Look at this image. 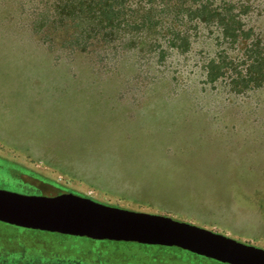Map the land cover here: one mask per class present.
<instances>
[{
    "label": "rangeland",
    "instance_id": "1",
    "mask_svg": "<svg viewBox=\"0 0 264 264\" xmlns=\"http://www.w3.org/2000/svg\"><path fill=\"white\" fill-rule=\"evenodd\" d=\"M263 59L264 0H0V190L264 249ZM0 264L223 263L0 222Z\"/></svg>",
    "mask_w": 264,
    "mask_h": 264
},
{
    "label": "water",
    "instance_id": "2",
    "mask_svg": "<svg viewBox=\"0 0 264 264\" xmlns=\"http://www.w3.org/2000/svg\"><path fill=\"white\" fill-rule=\"evenodd\" d=\"M0 222L93 241L177 247L223 264H264V249L167 216L120 209L72 193L35 196L0 190Z\"/></svg>",
    "mask_w": 264,
    "mask_h": 264
},
{
    "label": "trees",
    "instance_id": "3",
    "mask_svg": "<svg viewBox=\"0 0 264 264\" xmlns=\"http://www.w3.org/2000/svg\"><path fill=\"white\" fill-rule=\"evenodd\" d=\"M263 60H264V59H263ZM55 78H63V79L69 78V79H71L72 76H69L68 74L66 75L65 72L62 73V74H61V72H59V73H56V74H55ZM79 89H80V88H79ZM79 91H83L82 88H81ZM77 92H78V91H77ZM54 196H56V195H54Z\"/></svg>",
    "mask_w": 264,
    "mask_h": 264
}]
</instances>
